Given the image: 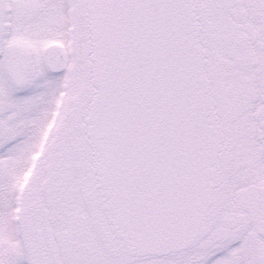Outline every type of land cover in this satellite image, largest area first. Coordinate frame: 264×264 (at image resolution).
<instances>
[{
	"label": "snow or ice",
	"instance_id": "6c2138e0",
	"mask_svg": "<svg viewBox=\"0 0 264 264\" xmlns=\"http://www.w3.org/2000/svg\"><path fill=\"white\" fill-rule=\"evenodd\" d=\"M0 264H264V0H0Z\"/></svg>",
	"mask_w": 264,
	"mask_h": 264
}]
</instances>
